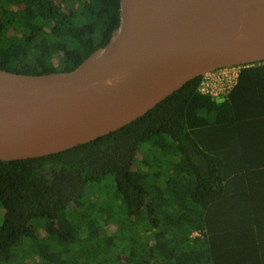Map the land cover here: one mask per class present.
<instances>
[{
  "label": "trees",
  "instance_id": "16d2710c",
  "mask_svg": "<svg viewBox=\"0 0 264 264\" xmlns=\"http://www.w3.org/2000/svg\"><path fill=\"white\" fill-rule=\"evenodd\" d=\"M120 0H0V67L68 71ZM188 81L124 127L0 159V264H264V61L221 100Z\"/></svg>",
  "mask_w": 264,
  "mask_h": 264
},
{
  "label": "water",
  "instance_id": "95a60500",
  "mask_svg": "<svg viewBox=\"0 0 264 264\" xmlns=\"http://www.w3.org/2000/svg\"><path fill=\"white\" fill-rule=\"evenodd\" d=\"M244 0H120L103 47L68 71L0 67V159L41 157L116 131L188 81L264 61V0L230 27L224 5Z\"/></svg>",
  "mask_w": 264,
  "mask_h": 264
},
{
  "label": "built area",
  "instance_id": "2783aa9c",
  "mask_svg": "<svg viewBox=\"0 0 264 264\" xmlns=\"http://www.w3.org/2000/svg\"><path fill=\"white\" fill-rule=\"evenodd\" d=\"M240 67H224L202 75L200 91L217 100L223 99L236 84Z\"/></svg>",
  "mask_w": 264,
  "mask_h": 264
},
{
  "label": "bare ground",
  "instance_id": "6f19581e",
  "mask_svg": "<svg viewBox=\"0 0 264 264\" xmlns=\"http://www.w3.org/2000/svg\"><path fill=\"white\" fill-rule=\"evenodd\" d=\"M261 6L262 2L260 0H244L224 5L231 17L230 27H243L256 20L261 14Z\"/></svg>",
  "mask_w": 264,
  "mask_h": 264
}]
</instances>
